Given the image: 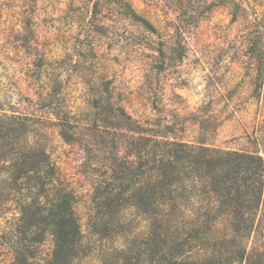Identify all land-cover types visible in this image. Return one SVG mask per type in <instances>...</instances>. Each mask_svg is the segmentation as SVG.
I'll list each match as a JSON object with an SVG mask.
<instances>
[{
	"label": "rangeland",
	"instance_id": "obj_1",
	"mask_svg": "<svg viewBox=\"0 0 264 264\" xmlns=\"http://www.w3.org/2000/svg\"><path fill=\"white\" fill-rule=\"evenodd\" d=\"M0 107L39 121L86 233L148 136L264 155V0H0Z\"/></svg>",
	"mask_w": 264,
	"mask_h": 264
},
{
	"label": "trees",
	"instance_id": "obj_2",
	"mask_svg": "<svg viewBox=\"0 0 264 264\" xmlns=\"http://www.w3.org/2000/svg\"><path fill=\"white\" fill-rule=\"evenodd\" d=\"M42 128L35 117L0 107L7 264H84L88 256L97 264H264L259 151L148 136L138 154L115 157L94 183L84 233Z\"/></svg>",
	"mask_w": 264,
	"mask_h": 264
}]
</instances>
